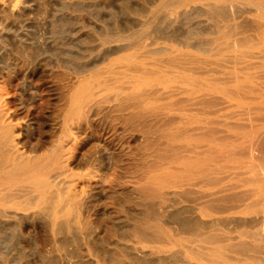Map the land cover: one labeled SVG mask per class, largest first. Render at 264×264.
Listing matches in <instances>:
<instances>
[{
  "label": "rangeland",
  "instance_id": "1",
  "mask_svg": "<svg viewBox=\"0 0 264 264\" xmlns=\"http://www.w3.org/2000/svg\"><path fill=\"white\" fill-rule=\"evenodd\" d=\"M83 9L62 1L26 16L28 50L39 53L45 70L30 77L27 93L19 60L0 71L15 115L36 127L40 95L43 110L56 116L46 163L62 156L56 189L75 215L63 235L49 225L44 235L33 229V236L17 237L13 224H4L0 264H38L44 255L53 264H193L199 256L208 264H264V83L237 87L230 70L215 65L201 82L152 78L120 60L131 50L106 58L114 44H102L105 32L137 17L118 0ZM176 15L179 25L212 23ZM80 68L89 69L78 74ZM185 222L193 229L182 231Z\"/></svg>",
  "mask_w": 264,
  "mask_h": 264
},
{
  "label": "bare ground",
  "instance_id": "2",
  "mask_svg": "<svg viewBox=\"0 0 264 264\" xmlns=\"http://www.w3.org/2000/svg\"><path fill=\"white\" fill-rule=\"evenodd\" d=\"M62 1H66L80 11L83 9V5L92 1L109 2L111 0H0V71L10 62L19 60L21 63L18 74L20 89L24 94L30 90V77H41L45 72L39 59V53L35 49L28 50L32 43L28 42V38L23 32L27 28L26 20L31 18L26 16L33 11L48 12ZM118 1L122 2L123 10L127 14H133L137 18L135 22H126L117 26L114 33L105 32L103 34V45L114 44L107 52L106 58L121 50H131L128 54L122 55L120 60L137 64L143 73L153 75L152 78L156 79L184 77L183 79H194L201 82L205 80L204 73L210 71L211 66L215 65V67L229 69L231 82L237 87H241L245 83H264V0H204L203 3L202 0ZM198 1L199 3H196ZM188 2L193 3L187 7ZM148 5L153 6V9ZM176 12L185 18L187 16L192 18L205 16L210 21L212 20V23L199 26L184 22L179 25L178 15L172 16ZM14 27L16 30L12 31ZM18 45L19 47H17ZM158 55L165 57L157 58ZM146 57H150L153 61H147ZM88 69L80 68L78 74H82ZM77 93L75 91L72 98L75 99ZM118 94L113 98H118ZM8 97L9 93L0 89V230L4 224L11 222L13 236L30 237L33 236V229L40 230L44 235L50 225L55 230V234L63 235L70 229V221L74 215L73 208L66 210L69 204L66 193L60 191L61 189H56L61 178L60 170L65 168L66 164L59 163L58 159H62L59 158L62 156L58 155L54 157L51 155L53 158L49 164L46 161V148L56 116L53 117L51 112L43 110V100L39 95L35 102L39 111L33 119V123L36 124L34 127L29 121L30 119L14 114L8 105L10 104L7 102ZM100 124L97 123L96 126L99 128ZM45 215L50 217L49 220ZM181 226L182 231L193 229L190 223ZM44 257L45 255L40 257L38 264H53L51 260H47L48 257L47 259ZM138 261L136 264L168 263L163 259L157 262ZM215 261H211L210 264H215ZM177 264L186 263L181 260ZM193 264H208V262L199 256L196 257Z\"/></svg>",
  "mask_w": 264,
  "mask_h": 264
}]
</instances>
